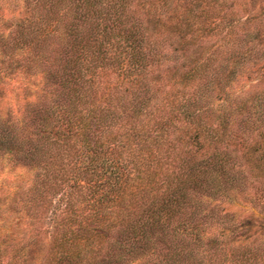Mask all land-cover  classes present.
I'll return each mask as SVG.
<instances>
[{"label": "trees", "instance_id": "16d2710c", "mask_svg": "<svg viewBox=\"0 0 264 264\" xmlns=\"http://www.w3.org/2000/svg\"><path fill=\"white\" fill-rule=\"evenodd\" d=\"M230 9L0 0V73L27 94L0 115V156L29 180L0 204V264L51 223L56 264H264V221L225 206L264 186V97L239 85L264 53Z\"/></svg>", "mask_w": 264, "mask_h": 264}, {"label": "rangeland", "instance_id": "374dc122", "mask_svg": "<svg viewBox=\"0 0 264 264\" xmlns=\"http://www.w3.org/2000/svg\"><path fill=\"white\" fill-rule=\"evenodd\" d=\"M225 2L231 7L229 10V17L231 18V29L234 38L246 34L251 39L252 44L255 45V50H260L264 53V0H225ZM1 13L3 14L4 10H1ZM256 37L261 38L260 45H258ZM261 65H259V67ZM259 67L257 66L255 68H250L251 70H247L245 75L248 76V80L243 78V80L240 81L241 83H237V85L240 83V87H242L243 84V88L249 91V96L251 98L257 95H262V97H264V70H260ZM20 84L21 82L19 80H13L4 72L0 73L1 116L9 118L10 114L12 115L11 111L15 102H18V100L27 95L23 92V88ZM34 93L31 92L29 94L32 95ZM262 153L264 154V151ZM254 156L256 157V155ZM259 164L260 165H257V167L261 170V174L264 177V161ZM27 178V173L18 168L17 164L9 159V156H0V204L8 203L10 205L14 198L18 199L17 194L18 197L22 196L25 190L24 192L21 191L19 194L16 186L20 187V190L26 189L29 185V180ZM247 191L246 198L239 197L235 199L233 203H228L225 206H227L228 211L233 214L236 220L255 219L263 222L264 186L253 185L250 186ZM56 206H59V204ZM6 218L7 217H5V219ZM51 224H48V226L46 225V227L44 226L43 234L40 233L37 235L36 238L40 240V245L26 248L24 251L17 249V252L15 254L13 253L15 258L17 257L14 264H22L25 262L27 264H56L50 259L47 260L48 241L45 240L49 238V232L46 230L49 228L48 230L51 232ZM3 226L5 227V225L2 224L1 227ZM261 232L263 236L256 239L255 243L256 246L264 248V229Z\"/></svg>", "mask_w": 264, "mask_h": 264}]
</instances>
